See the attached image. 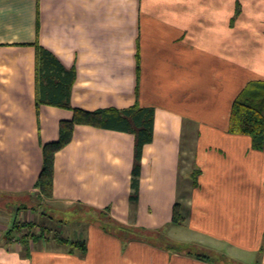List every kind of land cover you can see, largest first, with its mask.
Instances as JSON below:
<instances>
[{
    "label": "crops",
    "instance_id": "0c3cea01",
    "mask_svg": "<svg viewBox=\"0 0 264 264\" xmlns=\"http://www.w3.org/2000/svg\"><path fill=\"white\" fill-rule=\"evenodd\" d=\"M38 46L74 70L72 107L138 100L155 109L153 138L143 146L135 202L134 135L75 125L55 153L53 197L38 207L14 198L33 210L0 203V264H210L132 235L172 222L175 206L187 228L264 264V149L227 132L234 99L264 80V0H0V197L37 199L43 144L73 117L71 109L37 103ZM188 124L196 137L192 168L183 171ZM50 202L104 211L115 224L106 230L84 218L65 236L86 240L83 258L55 238L24 244L23 225ZM64 221L57 220L59 232ZM16 222L20 237L9 233Z\"/></svg>",
    "mask_w": 264,
    "mask_h": 264
},
{
    "label": "trees",
    "instance_id": "16d2710c",
    "mask_svg": "<svg viewBox=\"0 0 264 264\" xmlns=\"http://www.w3.org/2000/svg\"><path fill=\"white\" fill-rule=\"evenodd\" d=\"M75 80V72L66 69L59 60L47 49L37 47V103L54 105L71 109L73 117L69 121H62L59 127V136L56 141L43 144V165L36 182L37 205L42 201L53 197L54 158L55 153L69 143L73 136V129L77 124L91 125L103 129L128 132L134 135V164L131 179V200L137 201L139 192V175L141 170V157L143 146L151 142L154 130L155 109L152 106H142L138 100L134 104L124 107L99 108L93 111L72 107L70 104L71 86ZM227 132L243 134L250 137L251 148L254 150L264 149V80H252L241 90L231 105ZM198 170L191 173L193 182L196 184ZM32 206V205H31ZM27 204H21L18 209H34ZM173 221L180 222L181 214L176 208L173 209ZM18 222L13 225L9 233H13ZM35 222H28L23 226L34 228ZM43 233L35 234L33 231L25 233L21 239L28 245L40 240L45 234L47 227L40 224ZM145 230V229H143ZM61 244L70 247L69 253L76 248L83 258L86 255L87 243L85 239L71 240L67 237L54 235ZM210 264V254H191L183 252ZM28 255V254H27ZM233 263V262H231Z\"/></svg>",
    "mask_w": 264,
    "mask_h": 264
},
{
    "label": "rangeland",
    "instance_id": "374dc122",
    "mask_svg": "<svg viewBox=\"0 0 264 264\" xmlns=\"http://www.w3.org/2000/svg\"><path fill=\"white\" fill-rule=\"evenodd\" d=\"M195 137L196 134L195 132H192V127L189 124L186 125L183 133V171L192 168L193 154L189 150H192L190 145L192 144V141L195 139ZM14 198L22 199L21 201L38 207L37 199H28L27 197H9L8 195H4L0 197V203L7 202L8 200L13 201L11 205L13 206V209H15L17 208V205L19 206L21 201H17ZM43 205L44 206L40 208L41 211L43 210L47 216H52L56 219L53 220V222L49 217L42 218V216H40L41 214H38L40 213V209H38L37 213L34 214L36 217H34L32 222H36V224L38 222H42L47 227L45 234L42 235L44 237L42 238L54 239V234L60 235L62 237L71 236L72 231L76 230L78 232L81 226H83L85 223H88V221L85 220L86 218H89V220H92L94 223L100 222L103 225V228L106 230H110L111 227L109 225L112 223L115 224V220L110 219L108 213L91 207L89 208L82 205L68 204L65 202H50L44 203ZM55 206L64 209L65 212L60 215V213L55 212L58 211L55 209ZM185 209L186 207L183 202V215L185 214ZM59 218L66 219V221L63 222V224L65 223L66 226L65 224L63 225L61 232H59V229L56 228L57 220L59 222ZM107 219L110 221L108 222ZM17 220L20 222L21 216H18ZM112 227L116 228L115 225ZM31 231H33L35 234L43 233L41 231V227L39 228L37 226H34L32 229L27 227L25 230H23V233H30ZM13 233L16 237L21 236V233H19L17 229H15ZM132 235L139 239L145 240L149 244L152 243L160 247L167 246L172 250H176V252L181 255H183V252L186 251L190 252L191 254H210V260H212L215 264H258L259 262V256L243 251L239 247L236 248L233 246H228L225 243L216 242L205 235L198 234L193 229L187 228L186 223H182V220L180 222L172 221L167 225H162L161 227L157 228L155 232L146 229L143 230L142 228L136 229L132 231ZM61 248L67 249L68 245L62 244Z\"/></svg>",
    "mask_w": 264,
    "mask_h": 264
}]
</instances>
